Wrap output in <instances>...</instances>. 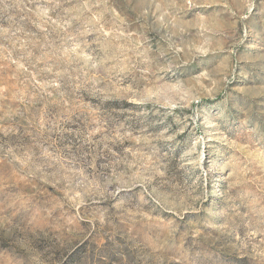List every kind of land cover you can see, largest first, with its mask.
<instances>
[{
	"label": "rangeland",
	"instance_id": "obj_1",
	"mask_svg": "<svg viewBox=\"0 0 264 264\" xmlns=\"http://www.w3.org/2000/svg\"><path fill=\"white\" fill-rule=\"evenodd\" d=\"M0 264H264V0H0Z\"/></svg>",
	"mask_w": 264,
	"mask_h": 264
}]
</instances>
